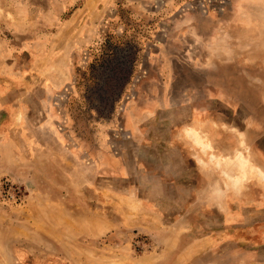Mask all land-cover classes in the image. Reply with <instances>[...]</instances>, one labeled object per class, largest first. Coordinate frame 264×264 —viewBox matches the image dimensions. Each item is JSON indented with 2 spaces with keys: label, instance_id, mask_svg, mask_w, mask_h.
I'll list each match as a JSON object with an SVG mask.
<instances>
[{
  "label": "rangeland",
  "instance_id": "374dc122",
  "mask_svg": "<svg viewBox=\"0 0 264 264\" xmlns=\"http://www.w3.org/2000/svg\"><path fill=\"white\" fill-rule=\"evenodd\" d=\"M261 176L264 0H0V264H264Z\"/></svg>",
  "mask_w": 264,
  "mask_h": 264
},
{
  "label": "bare ground",
  "instance_id": "6f19581e",
  "mask_svg": "<svg viewBox=\"0 0 264 264\" xmlns=\"http://www.w3.org/2000/svg\"><path fill=\"white\" fill-rule=\"evenodd\" d=\"M209 146V145H208ZM240 155V156H239ZM238 156H237V160L235 161V159H233V161H235L234 163H232V166L234 167V168H236L237 170H239L240 171V174H239V176L234 180V183L235 184H238L239 183V181L241 180V179H244L245 177H247L248 175H250V174H252L254 171H255V169L257 170V168L255 167V166H253V164L252 163H250L249 162V160L245 157V156H242V154H239ZM225 159H228V158H225ZM224 159V160H225ZM229 160V159H228ZM232 160V159H231ZM227 160H225V162H226ZM217 162H218V160H217ZM228 162V161H227ZM231 162V161H230ZM229 162V163H230ZM228 163V164H229ZM229 166H230V164H229ZM238 171V172H239ZM257 171H259L260 172V170H257ZM258 172V173H259ZM260 175H263V174H260ZM261 177H264V176H261ZM264 179V178H263Z\"/></svg>",
  "mask_w": 264,
  "mask_h": 264
}]
</instances>
